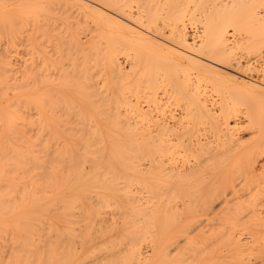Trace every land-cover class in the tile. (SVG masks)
Returning <instances> with one entry per match:
<instances>
[{
	"label": "bare ground",
	"instance_id": "1",
	"mask_svg": "<svg viewBox=\"0 0 264 264\" xmlns=\"http://www.w3.org/2000/svg\"><path fill=\"white\" fill-rule=\"evenodd\" d=\"M262 5L0 0V264H264Z\"/></svg>",
	"mask_w": 264,
	"mask_h": 264
},
{
	"label": "snow or ice",
	"instance_id": "2",
	"mask_svg": "<svg viewBox=\"0 0 264 264\" xmlns=\"http://www.w3.org/2000/svg\"><path fill=\"white\" fill-rule=\"evenodd\" d=\"M8 7L7 5L4 6V13H3V17H4V23L6 26L8 25H15V24H18L21 20V17H19L18 15L16 14H13V13H10L8 11ZM12 8H15L16 5H12L11 6ZM262 7V10H264V5L261 6ZM261 257H262V260H264V251H262L261 253ZM240 264H260L259 261H241Z\"/></svg>",
	"mask_w": 264,
	"mask_h": 264
}]
</instances>
